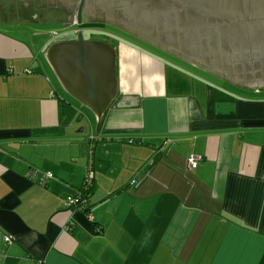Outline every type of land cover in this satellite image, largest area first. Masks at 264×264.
Segmentation results:
<instances>
[{
  "label": "crops",
  "instance_id": "1",
  "mask_svg": "<svg viewBox=\"0 0 264 264\" xmlns=\"http://www.w3.org/2000/svg\"><path fill=\"white\" fill-rule=\"evenodd\" d=\"M95 32L118 84L100 122L45 58L60 40L0 30V264H264V85ZM90 166L89 200L69 207Z\"/></svg>",
  "mask_w": 264,
  "mask_h": 264
},
{
  "label": "water",
  "instance_id": "2",
  "mask_svg": "<svg viewBox=\"0 0 264 264\" xmlns=\"http://www.w3.org/2000/svg\"><path fill=\"white\" fill-rule=\"evenodd\" d=\"M95 1L80 0L76 24L84 6ZM99 1L108 19L116 18L111 9L119 12L129 32L181 60L239 86L264 85V0ZM68 20L45 2L0 0L2 24ZM45 58L64 90L100 122L118 92L115 48L80 32L75 40L52 43Z\"/></svg>",
  "mask_w": 264,
  "mask_h": 264
},
{
  "label": "rangeland",
  "instance_id": "3",
  "mask_svg": "<svg viewBox=\"0 0 264 264\" xmlns=\"http://www.w3.org/2000/svg\"><path fill=\"white\" fill-rule=\"evenodd\" d=\"M71 24H75V25H70V18L68 21L46 22V23H26V24H19V25H6V24L0 23V30L5 33H8L11 36H14L23 41H26V42H30L31 38L33 37V40L35 41L34 42L35 46L39 48V46L41 45V43H43V41L48 42L51 39H56L57 41L58 40L61 41L63 39H69V37H72V38L76 37L75 33L79 30L78 28L80 25L76 24V21H73V20H71ZM84 27H93V26L84 25ZM104 27H105L104 32H106L107 35L112 38L132 40V41H135L136 43L141 44L142 46H145V47L147 46V48H153L149 44L141 43V41L137 38L129 39L128 36H130V33H128L126 30L119 29V28L116 29V28L109 27V26H104ZM54 32H56L58 35L55 38L52 37L51 35ZM31 33H35L36 35L31 36ZM160 53L163 54L162 52ZM163 55L167 56V54H163ZM175 60L177 62H181L183 66L185 65L187 67L193 68L192 66L188 65L184 61H180L178 59H175ZM194 70L197 72V74L199 75L203 74L205 75L204 77L208 79H211L213 81L219 80L218 78L213 77L208 73H203L202 71H199L198 69H194ZM259 89L262 92H264V88H259ZM240 90L242 89L240 88ZM90 218L92 219V217Z\"/></svg>",
  "mask_w": 264,
  "mask_h": 264
},
{
  "label": "flooded vegetation",
  "instance_id": "4",
  "mask_svg": "<svg viewBox=\"0 0 264 264\" xmlns=\"http://www.w3.org/2000/svg\"><path fill=\"white\" fill-rule=\"evenodd\" d=\"M37 1L41 3L45 2L46 6L53 8L63 16L64 15H66V17L68 16L70 18V25H75V24H71V20L77 21V13H78L77 11L79 9L80 0H37ZM23 2L25 4V2H28V0H23ZM97 4H101L99 0L95 1L94 4H86L82 9V13H81L82 23L78 28L79 30L77 32V35L80 32H82L84 38H87L91 34L95 35L96 33L95 31L99 30L93 27H84V25H104L116 29L118 28L123 29L126 30L128 33H132L129 32L127 28L123 25L121 21L122 16H120L119 12H115L113 9H111L114 12V17L116 18L113 20L110 18L108 19L107 14L99 10V7L96 6ZM92 5H94V8H92ZM1 14L7 17L10 16V14L6 12H2ZM137 38L139 37L137 36ZM82 192H90V191L82 190Z\"/></svg>",
  "mask_w": 264,
  "mask_h": 264
},
{
  "label": "built area",
  "instance_id": "5",
  "mask_svg": "<svg viewBox=\"0 0 264 264\" xmlns=\"http://www.w3.org/2000/svg\"><path fill=\"white\" fill-rule=\"evenodd\" d=\"M201 161H203V157L200 155H194L193 154L188 158V164L191 168H196ZM28 175H29V177L36 179L40 184H45L48 180L53 178V174L51 172H46L44 174H38L35 171H30L28 173ZM93 177H94V172L90 166L87 173H86L85 186L83 188V191H90L91 190L90 187H91V184L93 182ZM133 183H135V181H133ZM82 193H84V192H82ZM84 201L85 200H83V197H81V193H80L76 197L69 196L66 200V204L68 206L75 207V206L83 205ZM9 241L11 242V238H9Z\"/></svg>",
  "mask_w": 264,
  "mask_h": 264
},
{
  "label": "trees",
  "instance_id": "6",
  "mask_svg": "<svg viewBox=\"0 0 264 264\" xmlns=\"http://www.w3.org/2000/svg\"><path fill=\"white\" fill-rule=\"evenodd\" d=\"M90 26H93V28H97V29H99V30H104V25L103 26H101V25H90ZM129 37V39H132V37H130V36H128ZM264 96V95H263ZM47 184V183H46ZM81 193V197H83V200H85L84 201V203H83V205H79V206H75V208H83L84 207V205L86 204V202L89 200V195L91 194V192H84V193H82V192H79L77 195H72L73 197H76V196H78L79 194ZM83 194V195H82ZM69 207H72V206H69ZM87 212H88V217H89V219H90V221L91 222H93V223H95V219H94V216L89 212V210H86ZM90 217H92V219L90 218ZM94 231L96 232V233H99L100 232V229L98 228V227H95V229H94Z\"/></svg>",
  "mask_w": 264,
  "mask_h": 264
}]
</instances>
